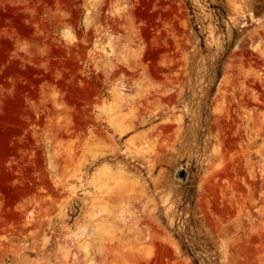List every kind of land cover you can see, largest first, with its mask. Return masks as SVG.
Instances as JSON below:
<instances>
[{
  "label": "rangeland",
  "instance_id": "rangeland-1",
  "mask_svg": "<svg viewBox=\"0 0 264 264\" xmlns=\"http://www.w3.org/2000/svg\"><path fill=\"white\" fill-rule=\"evenodd\" d=\"M0 264H264V0H0Z\"/></svg>",
  "mask_w": 264,
  "mask_h": 264
}]
</instances>
